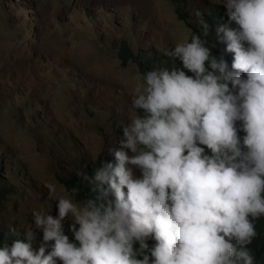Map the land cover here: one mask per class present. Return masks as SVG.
<instances>
[{"label":"clouds","instance_id":"obj_1","mask_svg":"<svg viewBox=\"0 0 264 264\" xmlns=\"http://www.w3.org/2000/svg\"><path fill=\"white\" fill-rule=\"evenodd\" d=\"M223 7L229 22L215 31L234 54L231 68L198 35L166 52L183 68L144 74L132 96L142 114L109 149L114 160L81 173L90 195L77 201L75 189L65 192L55 217L34 211L38 246L32 230L21 238L9 226L16 239L0 245V264H255L249 246L264 216V0Z\"/></svg>","mask_w":264,"mask_h":264},{"label":"rangeland","instance_id":"obj_2","mask_svg":"<svg viewBox=\"0 0 264 264\" xmlns=\"http://www.w3.org/2000/svg\"><path fill=\"white\" fill-rule=\"evenodd\" d=\"M210 8L226 12L223 0H0V228L32 230L38 246L33 212L58 215L60 179L114 160L144 76L122 65V42L143 62L166 55Z\"/></svg>","mask_w":264,"mask_h":264},{"label":"trees","instance_id":"obj_3","mask_svg":"<svg viewBox=\"0 0 264 264\" xmlns=\"http://www.w3.org/2000/svg\"><path fill=\"white\" fill-rule=\"evenodd\" d=\"M179 16L183 18L184 16L179 13ZM199 25H195L193 28L192 37L194 35H198L201 39L206 40V46L209 47L212 51V54L216 57L223 56L227 61L229 68H231V64L233 62V53H228L226 51V43L221 42L220 38L216 35V26L219 24H227L229 22V18L224 11L216 10L210 8L207 15L203 16L202 19H199ZM207 25V35H205L204 26ZM234 26V25H230ZM191 42V41H190ZM189 42V43H190ZM119 59H121V63L123 66L129 61H132L138 65L140 72L144 75L146 72L151 71L156 68H168L172 67L183 68L182 62L177 58L174 59L169 55H160L157 56L155 53L151 54L147 57L146 61H142L137 58L136 55L130 53L128 45L124 42L121 44V51L118 55ZM186 71V70H185ZM188 75H192V73H187ZM142 114V113H139ZM239 124V122H238ZM239 135L242 137L244 135L243 132H240ZM102 161H112L111 158L107 154L101 155L98 160L93 164L91 169L86 170H78L77 177L75 175L71 176L67 179H60L61 183L64 185L68 193H72L75 189V198L78 201H83L87 198L90 193L88 189V185L86 182H83V178L81 173H86L88 176H92L95 172V169L98 168ZM125 191H127L125 189ZM11 192V187L9 183H1L0 178V207L2 201L5 199L6 195ZM255 227L257 236L253 240L252 244L249 246L255 256V264H264V216L259 217L255 221ZM24 235H21L23 238ZM71 237V235H70ZM13 239L16 237L9 235V229L0 228V245L5 243L10 244ZM149 246H151L154 241H148ZM59 264V261H58Z\"/></svg>","mask_w":264,"mask_h":264}]
</instances>
